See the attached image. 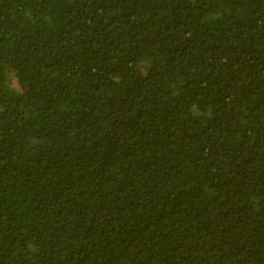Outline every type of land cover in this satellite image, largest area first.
Masks as SVG:
<instances>
[{"label": "trees", "instance_id": "1", "mask_svg": "<svg viewBox=\"0 0 264 264\" xmlns=\"http://www.w3.org/2000/svg\"><path fill=\"white\" fill-rule=\"evenodd\" d=\"M0 264H264V0H0Z\"/></svg>", "mask_w": 264, "mask_h": 264}]
</instances>
